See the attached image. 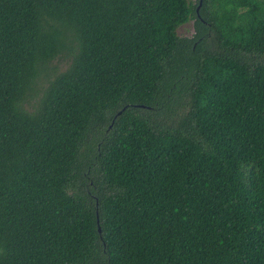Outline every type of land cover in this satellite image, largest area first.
Instances as JSON below:
<instances>
[{
	"label": "trees",
	"instance_id": "obj_1",
	"mask_svg": "<svg viewBox=\"0 0 264 264\" xmlns=\"http://www.w3.org/2000/svg\"><path fill=\"white\" fill-rule=\"evenodd\" d=\"M0 264H264V0H0Z\"/></svg>",
	"mask_w": 264,
	"mask_h": 264
},
{
	"label": "rangeland",
	"instance_id": "obj_2",
	"mask_svg": "<svg viewBox=\"0 0 264 264\" xmlns=\"http://www.w3.org/2000/svg\"><path fill=\"white\" fill-rule=\"evenodd\" d=\"M192 1H194V0H192ZM177 33L180 36H182V37H190L193 34L192 25L191 24H186V25L181 26L178 29ZM55 66H58L59 70H63L66 67V65H64L63 62H61V63H59V64H57Z\"/></svg>",
	"mask_w": 264,
	"mask_h": 264
},
{
	"label": "water",
	"instance_id": "obj_3",
	"mask_svg": "<svg viewBox=\"0 0 264 264\" xmlns=\"http://www.w3.org/2000/svg\"><path fill=\"white\" fill-rule=\"evenodd\" d=\"M196 12H197V10H196ZM98 232H100L99 228H98Z\"/></svg>",
	"mask_w": 264,
	"mask_h": 264
}]
</instances>
